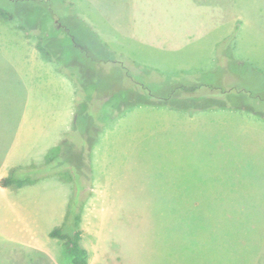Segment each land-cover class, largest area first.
<instances>
[{"label": "rangeland", "instance_id": "1", "mask_svg": "<svg viewBox=\"0 0 264 264\" xmlns=\"http://www.w3.org/2000/svg\"><path fill=\"white\" fill-rule=\"evenodd\" d=\"M0 8V176L37 178L0 192V264H72L48 236L71 206L88 264H264V68L223 44L210 73L179 72L161 0Z\"/></svg>", "mask_w": 264, "mask_h": 264}, {"label": "crops", "instance_id": "2", "mask_svg": "<svg viewBox=\"0 0 264 264\" xmlns=\"http://www.w3.org/2000/svg\"><path fill=\"white\" fill-rule=\"evenodd\" d=\"M161 10L163 27L166 28L163 51L169 53L170 58L176 59L179 72L191 74V77L210 73L215 68L216 61L224 63L227 58L221 57L222 50L219 49L223 44L227 48L226 53L236 62L244 64L245 61L260 71L264 68L262 60L250 57L239 48L242 42H246L249 51L253 52L258 45L264 46V0H161ZM213 19L218 21L214 23ZM229 38L230 41L227 42ZM224 71H227L226 66ZM15 168L17 167L11 166L6 174ZM6 174L0 176V179L6 177ZM35 185L36 182L17 189H34ZM8 189L9 187L0 186L2 193H7ZM6 199L5 202H12L15 198L9 196ZM19 213L20 211L16 214L13 225L17 230L35 235L34 231L41 219L26 216L25 211L23 215ZM51 216L55 218L54 214ZM34 243L36 246L31 244V247L39 248L38 240ZM25 245L28 246V243Z\"/></svg>", "mask_w": 264, "mask_h": 264}, {"label": "trees", "instance_id": "3", "mask_svg": "<svg viewBox=\"0 0 264 264\" xmlns=\"http://www.w3.org/2000/svg\"><path fill=\"white\" fill-rule=\"evenodd\" d=\"M0 18L5 21H10L13 19V14L0 8ZM18 28L21 30L25 29L23 25L18 26ZM35 49L45 57H48V51L44 48L40 40L35 45ZM184 89L190 92L193 91L195 87H187ZM19 174L17 168L12 169L6 177L0 179V186H14L20 188L23 185L32 184L37 181V178L21 177ZM72 209L71 206L61 224L52 229L48 235L50 238L58 239L63 242L65 253L69 256L72 264H88L87 250L81 244L82 232L79 229V209H77V212Z\"/></svg>", "mask_w": 264, "mask_h": 264}]
</instances>
